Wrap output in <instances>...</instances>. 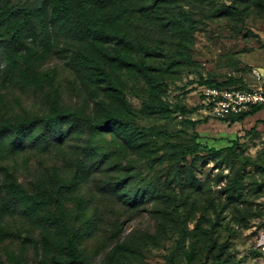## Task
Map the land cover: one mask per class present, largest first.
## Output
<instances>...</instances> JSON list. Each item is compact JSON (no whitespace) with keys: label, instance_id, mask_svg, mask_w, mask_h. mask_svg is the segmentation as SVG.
<instances>
[{"label":"rangeland","instance_id":"374dc122","mask_svg":"<svg viewBox=\"0 0 264 264\" xmlns=\"http://www.w3.org/2000/svg\"><path fill=\"white\" fill-rule=\"evenodd\" d=\"M254 73L264 0H0V264H74L48 212L85 264H264V110H199Z\"/></svg>","mask_w":264,"mask_h":264},{"label":"built area","instance_id":"2783aa9c","mask_svg":"<svg viewBox=\"0 0 264 264\" xmlns=\"http://www.w3.org/2000/svg\"><path fill=\"white\" fill-rule=\"evenodd\" d=\"M255 80L244 89L236 87L203 86L199 92V106L202 112L213 119L230 122L256 108L264 110V79L254 73ZM261 256L264 261V242H261Z\"/></svg>","mask_w":264,"mask_h":264},{"label":"trees","instance_id":"16d2710c","mask_svg":"<svg viewBox=\"0 0 264 264\" xmlns=\"http://www.w3.org/2000/svg\"><path fill=\"white\" fill-rule=\"evenodd\" d=\"M13 42L16 41L15 36H13L12 40ZM203 86H216V87H235V86H226L224 84H218L215 82H206L205 84H203ZM247 86H236V88L239 89H244ZM260 111H262L261 108H256L254 109L252 112L242 115L234 120H231L230 122L227 121H221L224 123H236V122H241L243 121L245 118L247 117H252L254 115H256L257 113H259ZM119 117L118 116H108L104 119H102L100 122L96 123V126L98 128H106L112 121L118 120ZM11 129H15L14 126L12 125H2L0 126V130L4 131V130H11ZM157 135L161 136L163 135L162 133H157ZM22 190V189H21ZM23 191V190H22ZM45 197L41 200H37L35 197H28V201L32 203V205H46V204H56L55 201V193L50 192V191H46L45 193ZM58 203V202H57ZM41 221L48 225L53 227L57 232H59L60 234H62L65 237V245H66V249L68 251V254L72 260V262L74 264H85V262L78 256L77 252H76V248H75V235L76 232L67 226V224L65 223L63 216L59 213H54V212H48L45 213L41 216Z\"/></svg>","mask_w":264,"mask_h":264}]
</instances>
